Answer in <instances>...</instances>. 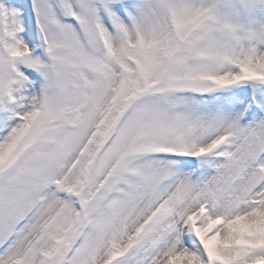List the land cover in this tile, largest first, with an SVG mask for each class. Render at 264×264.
<instances>
[{"label":"snow or ice","instance_id":"6c2138e0","mask_svg":"<svg viewBox=\"0 0 264 264\" xmlns=\"http://www.w3.org/2000/svg\"><path fill=\"white\" fill-rule=\"evenodd\" d=\"M0 264H264V0H0Z\"/></svg>","mask_w":264,"mask_h":264}]
</instances>
